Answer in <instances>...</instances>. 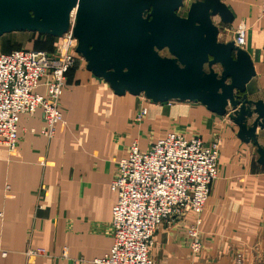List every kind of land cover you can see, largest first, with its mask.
<instances>
[{
  "label": "crops",
  "instance_id": "1",
  "mask_svg": "<svg viewBox=\"0 0 264 264\" xmlns=\"http://www.w3.org/2000/svg\"><path fill=\"white\" fill-rule=\"evenodd\" d=\"M220 1L234 17L231 24L246 28L243 50L255 71L247 85L249 99L264 103L261 0ZM14 34L25 35L21 48L33 50L29 45L36 42V33ZM35 93L43 95L44 87ZM139 96H116L75 57L60 97L65 125H57L53 138L41 135L45 125L40 110L19 116L16 149L0 145V264H91L106 255L113 243L117 194L111 183L117 162L132 143L146 151L171 132L206 143L218 140V174L201 216V252L192 259L187 230L194 216L189 213L158 226L151 260L234 264L242 251L245 264H264V166L257 163L256 148L237 138L238 129L227 115L212 114L199 103H144ZM143 107L145 118L135 122ZM256 135L264 148V129ZM28 249H43L46 257L29 260Z\"/></svg>",
  "mask_w": 264,
  "mask_h": 264
},
{
  "label": "water",
  "instance_id": "2",
  "mask_svg": "<svg viewBox=\"0 0 264 264\" xmlns=\"http://www.w3.org/2000/svg\"><path fill=\"white\" fill-rule=\"evenodd\" d=\"M182 7L183 0H0V37L28 32L60 38L73 19L75 53L116 96L199 103L227 115L264 166L256 135L264 129V103L249 99L247 89L253 63L233 41L220 43L212 22L218 17L229 25L232 13L220 0L194 1L186 17L177 15Z\"/></svg>",
  "mask_w": 264,
  "mask_h": 264
},
{
  "label": "built area",
  "instance_id": "3",
  "mask_svg": "<svg viewBox=\"0 0 264 264\" xmlns=\"http://www.w3.org/2000/svg\"><path fill=\"white\" fill-rule=\"evenodd\" d=\"M259 19L264 31V0ZM72 26L73 19L69 30L57 38L54 53L20 49L0 54V145L8 151L17 147L21 115L40 110L45 125L41 135L46 139L53 138L57 125H65L60 97L66 75L75 62ZM245 34L243 25L235 30L236 47H245ZM40 85L44 87L43 95L35 93ZM146 114L143 107L135 122H142ZM219 146L218 140L206 143L199 137L186 138L175 132L152 143L146 151L132 143L126 156L117 162L111 183L117 194L111 217L112 247L91 264H155L150 251L158 226L189 213L194 221L187 230L188 247L195 258L202 249L199 228L210 187L218 174ZM63 255L66 257V251ZM25 256L32 260L46 257V253L43 249H28ZM191 264L199 263L193 260ZM234 264H245L244 252L235 255Z\"/></svg>",
  "mask_w": 264,
  "mask_h": 264
},
{
  "label": "rangeland",
  "instance_id": "4",
  "mask_svg": "<svg viewBox=\"0 0 264 264\" xmlns=\"http://www.w3.org/2000/svg\"><path fill=\"white\" fill-rule=\"evenodd\" d=\"M194 1H198V0H183V7L180 8L177 11V15L180 16V17H186L187 11H188L191 3H193ZM212 22L218 28V41L220 43H228V42H232L233 41L234 32L237 29V26L235 27L232 24L223 25L222 23H220V20H219L218 17L212 18ZM24 36H23V34H14V33L5 35L3 38L0 39V42H1L0 52H4L5 50L8 49L7 48V44H15V43L18 44L19 41L25 40V39H21ZM29 37H31V36H29ZM36 40H38V41H44V42L45 41H48L46 43H48V45L51 47V50L50 51H47V52L54 53L55 47H56V45L58 43V40L57 39L48 38L46 36H37L36 35L35 36V41ZM29 46H30V48H33V45L32 46L29 45ZM161 55L162 56H168V54H167L166 51H162L161 52ZM75 57L80 58L84 62V60L81 58V56H79V55L76 54ZM214 70H215V72L220 73L221 68L219 66H215L214 67ZM139 97H140V99L144 103L145 102L151 103V101L147 100L143 95H140ZM180 102H182V101H180ZM180 102H178L177 100H175V101H170V102H167V103H171L172 104V103H180ZM184 103L188 106V104H190L192 102H184Z\"/></svg>",
  "mask_w": 264,
  "mask_h": 264
},
{
  "label": "trees",
  "instance_id": "5",
  "mask_svg": "<svg viewBox=\"0 0 264 264\" xmlns=\"http://www.w3.org/2000/svg\"><path fill=\"white\" fill-rule=\"evenodd\" d=\"M38 36H43V35H38ZM46 37L51 38L50 36H46ZM21 45H22V43L7 44V48L8 49L5 50V51H6V53H9V52L14 51V50H20V49H22ZM49 49H51V47L46 42L45 43H41L40 41L36 40V42L33 45V50H42L43 51V50H49ZM25 50H27V49H25Z\"/></svg>",
  "mask_w": 264,
  "mask_h": 264
}]
</instances>
